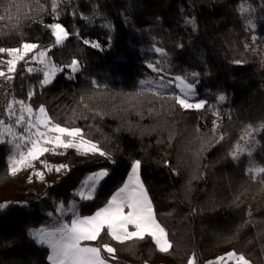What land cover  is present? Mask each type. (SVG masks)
<instances>
[{"label":"trees","instance_id":"1","mask_svg":"<svg viewBox=\"0 0 264 264\" xmlns=\"http://www.w3.org/2000/svg\"><path fill=\"white\" fill-rule=\"evenodd\" d=\"M57 4L53 13L51 0H0V48L39 45L8 74L14 100H23L34 113L43 106L55 124L81 128L110 159L76 149L49 151L34 162L44 173L41 180L28 168L11 175L9 149L0 144V264H50L48 248L30 232L68 221L69 210L63 216L56 211L60 203L93 215L123 186L136 160L172 248L161 253L150 238L120 244L105 230L87 243L114 247L112 256L102 251L108 263L187 264L194 254L197 264H208L235 251L251 264H264V175L249 173L264 166V131L240 139L246 126L264 125V0ZM57 22L69 33L60 46L50 28ZM84 39L100 47L85 45ZM38 51H45L59 72L46 86L30 59ZM8 59L0 53V70L7 72ZM73 59L80 65L76 73L68 68ZM148 64L162 71L153 72ZM178 75L194 84L195 100H204V109H181L172 84L156 89L160 95L149 91L161 78L167 84ZM146 79L154 83L141 86ZM14 110L19 115V104ZM6 120L16 132L15 117ZM237 144L251 155L234 161L230 152ZM44 162L52 165L50 171ZM60 165L67 167L56 172ZM105 169L109 175L94 198L80 199L88 177Z\"/></svg>","mask_w":264,"mask_h":264},{"label":"snow or ice","instance_id":"2","mask_svg":"<svg viewBox=\"0 0 264 264\" xmlns=\"http://www.w3.org/2000/svg\"><path fill=\"white\" fill-rule=\"evenodd\" d=\"M53 5L52 11L56 13L58 4L57 0H51ZM243 11V9H241ZM250 11V9H249ZM188 23L194 25V20H189ZM254 25L249 20L248 27ZM110 27V25H108ZM52 35L55 37V44L62 45L68 39L69 33L60 23L51 25ZM85 45L93 48H99L100 44L87 39L83 40ZM39 48V45L34 43H24L21 48L4 49L0 48V53H6L10 59L6 60L7 72L0 70V77L12 79L9 73H14L17 64L24 61L29 56L30 52H34ZM156 52L164 55L160 48H156ZM46 52L39 51L37 55L30 57L37 63L44 65L43 79L41 83L47 85L52 82L56 69L49 61H46ZM79 61L73 59L68 65L71 73H76L79 70ZM153 72H161L162 69L157 68L153 64H148ZM32 71L31 68L28 69ZM194 77L198 74L193 73ZM175 87L179 89L180 94L173 97L174 102L181 109L201 110L205 108L206 102H190V97L195 95L194 84L189 82L186 76H175L173 78ZM173 80L164 82L163 78L156 84L155 88H150L155 94L161 93L156 89H163L171 86ZM152 80L140 81L141 86L152 85ZM31 96V93H30ZM218 100L223 102L224 95H219ZM19 104V115L14 110V105ZM27 114V120L25 119ZM219 115L218 113H216ZM7 115L9 119L15 117V125L20 127L27 125L25 131L28 136L16 133L13 130V125L6 124L4 120H0V144L10 143L15 149V153L10 154L7 160V167L11 175H16L19 171L34 167V162L40 161L41 157L52 151L53 149H76L83 155L98 154L101 157L110 159V155L89 139L84 138L81 128L64 127L52 122L43 106L39 107L38 115L34 113L33 108L26 104L23 100H14L7 105ZM35 129V132L32 130ZM215 130V129H214ZM264 131V125L260 128H253L248 125L244 129V134L240 137L244 140L253 137L254 133ZM6 137L10 139H6ZM224 137L221 135L220 140ZM20 141L28 145L26 151L22 150ZM247 143V141H245ZM51 145L52 147H48ZM11 153V150H10ZM251 155V152H245L239 144L230 152V156L234 161H238L241 155ZM114 163V161H112ZM45 166L46 165V162ZM66 165H60L55 168L56 172H60L66 168ZM249 173L254 175H264V166H259L255 169L249 168ZM41 180L44 179L43 172L35 173ZM109 175L108 170H99L88 177L86 187L90 190L89 194L85 195L83 191L78 193L82 200H92L100 183ZM66 210H70L71 215L67 222H60L52 228L47 226L33 230L30 235L35 242L42 246H47L50 249L48 260L50 264H108L107 259L102 255V251L112 256L116 249L108 243L102 244V247L84 246L82 242L97 241L102 233L111 238V240L123 244L132 240H145L150 238L156 248L161 253H168L172 248V244L168 239L166 229L157 220L152 201L148 196V192L141 179V161L136 160L131 165L130 174L127 176V182L115 192L114 195L107 201L106 206L100 208L93 215L82 216L79 214L75 204L67 205L60 203L56 211L63 216ZM53 215L49 213V216ZM225 261L231 264H251L250 260L243 254H238L235 251L228 252L224 256L218 257L215 261H209L208 264H225ZM187 264H197L195 255L193 254Z\"/></svg>","mask_w":264,"mask_h":264},{"label":"rangeland","instance_id":"3","mask_svg":"<svg viewBox=\"0 0 264 264\" xmlns=\"http://www.w3.org/2000/svg\"><path fill=\"white\" fill-rule=\"evenodd\" d=\"M54 24V23H53ZM51 28V27H50ZM52 31V30H51ZM66 42V40L63 42V44ZM27 43H32V42H27ZM62 44V45H63ZM57 46H60V45H57ZM39 52V51H38ZM38 52L35 54V55H37L38 54ZM10 58V57H9ZM45 59H46V61H49L50 62V64L51 65H53L52 64V62L48 59V56H47V53H46V57H45ZM35 61V60H34ZM36 62V61H35ZM36 64H37V70L38 71H40L41 72V74L43 75V70H44V65H42V64H40V63H37L36 62ZM56 69V68H55ZM59 72H58V70H56V72H55V75H54V77H53V79H52V81L54 80V78L57 76V74H58ZM63 73V72H62ZM0 78H2V77H0ZM5 78V77H4ZM172 80V79H171ZM50 84V83H49ZM43 85V84H42ZM48 85V84H47ZM172 85H174V87H175V82H174V80H173V83H172ZM43 86H46V85H43ZM176 88V87H175ZM177 90H178V92H179V89L178 88H176ZM180 93V92H179ZM190 99V102H193V103H195L196 102V100H195V95L194 96H192V97H190L189 98ZM37 115H38V111L37 112H35ZM27 114H25V116H26ZM25 119L27 120V117H25ZM5 123L6 124H9L8 122H7V120L5 121ZM24 126L25 127H27V125L26 124H24ZM14 130V129H13ZM33 132H35V129H33L32 130ZM6 139H10V138H8V137H6ZM21 143V146H22V150H24V151H26V149H27V147H28V145H25L24 144V142H20ZM4 144H6V146L8 147V149H9V155L10 154H13V153H15V149L12 147V145L10 144V143H4ZM48 147H52L51 145H49ZM10 150H11V153H10ZM63 150H65V149H63V148H57V149H53L52 151H58V152H60V151H63ZM9 155H8V157H9ZM52 167V165H47V167H46V170L47 171H50V168ZM56 167H58V166H55V168ZM27 168H25V169H23V170H21V171H24V170H26ZM41 172V170H38L37 168H31V172H34V173H36V172ZM131 171V170H130ZM20 172V171H19ZM129 174H130V172H129ZM128 174V175H129ZM91 175H93V174H91ZM125 182H127V178H126V180H125ZM87 188V187H86ZM85 189V188H84ZM87 190V189H86ZM89 189L85 192V195H87V194H89ZM83 192H84V190H83ZM115 194V193H114ZM113 194V195H114ZM83 201H88V200H83ZM69 212H70V210H69ZM63 222H67V221H63ZM32 232V231H31ZM30 232V233H31ZM30 237L33 239V237L30 235ZM34 240V239H33ZM35 241V240H34ZM87 242H89V241H87ZM89 247H94V246H91V245H88ZM44 247H46V248H48L47 246H44ZM49 249V248H48ZM226 255V254H225ZM224 256V255H223ZM225 264H231V262H228V261H225Z\"/></svg>","mask_w":264,"mask_h":264},{"label":"built area","instance_id":"4","mask_svg":"<svg viewBox=\"0 0 264 264\" xmlns=\"http://www.w3.org/2000/svg\"><path fill=\"white\" fill-rule=\"evenodd\" d=\"M15 99V89L10 79L0 78V120L7 119V105ZM16 133L25 136V126L16 128Z\"/></svg>","mask_w":264,"mask_h":264},{"label":"crops","instance_id":"5","mask_svg":"<svg viewBox=\"0 0 264 264\" xmlns=\"http://www.w3.org/2000/svg\"><path fill=\"white\" fill-rule=\"evenodd\" d=\"M83 243V245L84 246H88L89 244L87 243V241H85V242H82ZM49 250V254L48 255H50V249H48ZM108 264H110V263H108Z\"/></svg>","mask_w":264,"mask_h":264}]
</instances>
